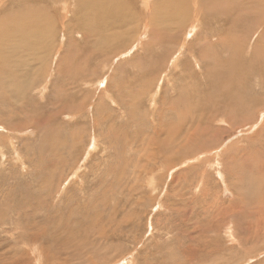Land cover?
I'll return each instance as SVG.
<instances>
[{
    "label": "rangeland",
    "instance_id": "rangeland-1",
    "mask_svg": "<svg viewBox=\"0 0 264 264\" xmlns=\"http://www.w3.org/2000/svg\"><path fill=\"white\" fill-rule=\"evenodd\" d=\"M28 1L54 22L0 14V264H264V0L154 36L177 0L89 33L104 0Z\"/></svg>",
    "mask_w": 264,
    "mask_h": 264
},
{
    "label": "bare ground",
    "instance_id": "bare-ground-1",
    "mask_svg": "<svg viewBox=\"0 0 264 264\" xmlns=\"http://www.w3.org/2000/svg\"><path fill=\"white\" fill-rule=\"evenodd\" d=\"M14 0H0V14L1 13H4L6 10H8V9H10L11 10V7H13V10L12 11H14V6H18V5H20V7H21V9L22 10H18L19 11V13H12V15H10L9 13H8V15H10L9 17H13L14 19H15V23H12L11 24V26H10V29L11 30H15V31H20V33H21V38L22 39H24V40H26V37L29 35V34H35L36 33V31L37 30H40V29H42V27L43 26H45V25H48V24H52L53 22H54V20H49V19H46V17L47 16H44V17H41V16H38V18L35 20L32 16H34L35 14H33V13H31V8H30V6H26V4L28 5V3H27V1L28 0H18V2H15V4L17 3L18 5H15L14 4V6H11V4L13 5V2ZM69 1H71V0H54V3L55 2H61V3H63L64 5L67 3V2H69ZM75 2H77V3H79V5L80 4H84L85 2H91L92 0H74ZM73 1V2H74ZM144 1V0H143ZM155 1V0H154ZM217 1H219V0H217ZM222 1V0H221ZM13 2V3H12ZM29 2V1H28ZM122 2V1H121ZM153 2V1H152ZM156 2V1H155ZM186 3L187 1L186 0H177V4H175V6L173 7V9L171 10V13L169 14V15H167L166 13H163V12H160V10L161 11H163L164 9L163 8H160V10H159V7H157L156 6V8H158V9H156L155 8V15H154V17H152L153 18V24L151 23V25H154L155 26V30L153 31V29H152V36H154V34H155V32H157V31H159V30H164V29H170L169 31L171 32L172 31V27L175 29H180V25H181V23H180V21L177 23V24H175V25H173V23H175V19L177 20V18H179V15L180 14H183V16L182 17H184V19L183 20H186V19H188V17L190 16V15H194V17H195V19H196V24H197V26H198V28H199V24H200V15H201V13H204L205 12V10H204V6H202V4H201V2H199V0H195V3L192 5V6H188V5H185V4H183V3ZM226 2V1H225ZM225 2H223L224 4H225ZM145 5H146V7H147V13H146V16L145 17H148V13L152 10V8H153V6H154V4L153 5H151V3H150V0H145ZM169 3H170V1H169ZM193 3V1L191 0V4ZM219 3V2H218ZM223 3H222V5H223ZM88 4V3H87ZM129 4V3H128ZM161 4V3H160ZM171 4H173V3H171ZM188 4H190V3H188ZM181 5V6H180ZM183 5V6H182ZM225 5H227V4H225ZM9 6H11V7H9ZM108 6H110V8H108V10H109V12H111L110 10L111 9H113V8H115V7H117V5L116 4H114V2H113V0H109V1H106V0H104L103 1V3H100L99 4V12H97L98 14H99V18L97 19V22H95L94 21V17H93V22H92V17H91V15H90V13L92 14V2H91V5L89 4V6H88V8H89V15L87 16V17H90V19H91V22H92V25L89 27V31H88V33L91 31V32H93V31H97L96 30V28L98 27L99 28V26H101V25H104L105 27H107V30L108 31H110V28H111V26L113 25V24H109L108 25V19L113 15V17L114 16H116V14H112V12L111 13H109L108 12V10H107V7ZM179 6H180V9H178L179 8ZM125 7H126V5H125ZM143 7H145V6H143ZM164 8H166V7H164ZM221 8H224V7H220V9ZM226 9V8H225ZM16 10V9H15ZM84 10V9H83ZM96 8H95V12H94V14L96 13ZM144 10V9H143ZM154 10V9H153ZM17 12V11H16ZM72 14H73V9H72ZM83 12V14H84V12L85 11H82L81 9L79 10V13H82ZM154 12V11H153ZM239 13V12H238ZM112 14V15H111ZM133 14V13H132ZM2 15V14H1ZM4 15V14H3ZM111 15V16H110ZM153 15V14H152ZM133 16V15H132ZM150 16V15H149ZM202 16V15H201ZM185 17H186V19H185ZM215 17V16H214ZM219 17V16H218ZM5 18H6V16H5ZM86 18V17H85ZM119 18V17H118ZM149 19H150V17H148ZM198 19V20H197ZM214 19V18H213ZM212 19V20H213ZM216 19V18H215ZM2 19H0V21H1ZM146 20V19H145ZM151 20V19H150ZM215 21H217V20H215ZM14 22V21H13ZM105 24H104V23ZM152 22V21H151ZM182 22V21H181ZM9 23V22H8ZM132 23V22H131ZM183 25H184V23H182ZM194 24V23H193ZM211 24H213V22L211 23ZM215 24V23H214ZM213 24V25H214ZM0 25L2 26V25H4V23L1 21L0 22ZM216 25V24H215ZM114 26V25H113ZM116 26V25H115ZM114 26V27H115ZM194 26V25H193ZM203 26V25H202ZM146 27V26H145ZM183 28L185 27V26H182ZM182 27H181V29H182ZM104 27H102V29H103ZM148 28H149V26H148ZM154 28V27H153ZM191 28V27H190ZM119 29V28H118ZM147 29V28H146ZM145 29V30H146ZM180 29V30H181ZM215 29V28H214ZM144 30V31H145ZM151 30V29H150ZM185 30V29H184ZM184 30H181L180 32L182 33V31H184ZM8 31V30H7ZM143 31V32H144ZM6 33V32H5ZM43 32H41V34H42ZM146 33V32H145ZM174 33H179V32H174ZM194 33V32H193ZM143 34V33H142ZM149 34H150V31H149ZM6 35V34H5ZM36 35V34H35ZM91 35V34H90ZM89 36V35H88ZM146 36H148V35H146ZM145 36V37H146ZM151 36V37H152ZM109 37V36H108ZM217 37H218V35H217ZM216 37V39H217V43H213V42H209V43H207V48H202L203 49V52H205L204 50H208V48H210V47H212V46H214V45H221V43L222 42H225V41H222L220 38H217ZM3 39V38H2ZM195 39V38H194ZM27 40H29V38L27 37ZM99 41V40H98ZM103 41V40H102ZM205 41V40H204ZM206 44V43H205ZM210 45V46H209ZM146 46H147V44H146ZM185 47V46H184ZM191 47V46H190ZM187 48H189V47H186V49ZM192 48V47H191ZM201 49V48H200ZM210 50V49H209ZM200 51V50H199ZM211 51V50H210ZM152 52V51H151ZM188 53V52H187ZM198 53V52H197ZM206 53V52H205ZM212 53V52H211ZM201 56V55H200ZM208 56H210V54H208L207 55V57ZM203 57V56H202ZM206 57V56H205ZM175 59V58H174ZM204 59V58H203ZM213 60V59H212ZM244 64V63H243ZM237 69V68H236ZM248 69V68H247ZM247 69H246V71H247ZM257 69V68H256ZM233 72V71H232ZM244 72V71H243ZM247 72H249V71H247ZM251 72V71H250ZM234 73V72H233ZM248 75V74H247ZM235 77H238L237 75H235ZM249 77H250V75H249ZM231 83V82H230ZM230 85V84H229ZM213 93V92H212ZM211 93V94H212ZM218 98H219V96H218ZM235 98H237V96L235 97ZM227 99H228V97H227ZM229 100V99H228ZM236 101H237V99H236ZM210 103H212V102H210ZM240 104H241V102H239ZM192 106V105H191ZM190 202V201H189ZM231 236V235H230Z\"/></svg>",
    "mask_w": 264,
    "mask_h": 264
}]
</instances>
